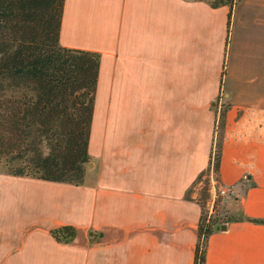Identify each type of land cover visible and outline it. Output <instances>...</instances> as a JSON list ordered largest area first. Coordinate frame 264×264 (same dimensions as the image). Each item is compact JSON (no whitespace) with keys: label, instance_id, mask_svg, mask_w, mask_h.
Here are the masks:
<instances>
[{"label":"crops","instance_id":"crops-1","mask_svg":"<svg viewBox=\"0 0 264 264\" xmlns=\"http://www.w3.org/2000/svg\"><path fill=\"white\" fill-rule=\"evenodd\" d=\"M59 42L100 53L90 160L78 184L0 171V264H193L220 129L204 264H264V0H64Z\"/></svg>","mask_w":264,"mask_h":264},{"label":"trees","instance_id":"trees-1","mask_svg":"<svg viewBox=\"0 0 264 264\" xmlns=\"http://www.w3.org/2000/svg\"><path fill=\"white\" fill-rule=\"evenodd\" d=\"M205 1L231 10L237 2ZM63 4L0 0V166L14 175L78 184L90 160L87 144L100 53L59 42ZM227 108L220 113V126ZM213 144L208 165L195 182L212 169L220 180L222 137L218 142L215 136ZM200 204L193 264H204L207 238L219 223L206 217ZM52 232L57 239H69L74 228L64 225Z\"/></svg>","mask_w":264,"mask_h":264},{"label":"rangeland","instance_id":"rangeland-1","mask_svg":"<svg viewBox=\"0 0 264 264\" xmlns=\"http://www.w3.org/2000/svg\"><path fill=\"white\" fill-rule=\"evenodd\" d=\"M238 1L239 0H237V2ZM237 2L235 3V5L237 4ZM220 103H222L220 110H225L228 105L223 98L222 102ZM216 108L219 110V104ZM220 131L221 129L218 131L216 136L218 142L221 138ZM6 170L7 169L4 166H0V171ZM206 177L209 178L208 182H206L205 180ZM206 177L203 176L201 180L195 182L189 189V194H193L203 204V214L206 215V217L217 219L219 220L218 222L226 221L230 218V215L227 213V202L232 192L228 195H221L219 193V187L222 185L217 180L216 173H214L213 175L211 171H209Z\"/></svg>","mask_w":264,"mask_h":264},{"label":"built area","instance_id":"built-area-1","mask_svg":"<svg viewBox=\"0 0 264 264\" xmlns=\"http://www.w3.org/2000/svg\"><path fill=\"white\" fill-rule=\"evenodd\" d=\"M223 95H224V93L222 92L221 94H220V98H219V100L220 101H218V104H219V110H218V115H219V117H220V112H221V110H220V108H221V104L222 103H220V102H222V97H223ZM218 124H219V121H218ZM215 149H214V155H215ZM211 173L214 175V170L212 169L211 170ZM219 193L221 194V195H228V194H230L231 192H233L234 191V187L233 186H225V185H222V186H220L219 187Z\"/></svg>","mask_w":264,"mask_h":264},{"label":"water","instance_id":"water-1","mask_svg":"<svg viewBox=\"0 0 264 264\" xmlns=\"http://www.w3.org/2000/svg\"><path fill=\"white\" fill-rule=\"evenodd\" d=\"M225 226H226V224H223V225H222V227H225Z\"/></svg>","mask_w":264,"mask_h":264}]
</instances>
